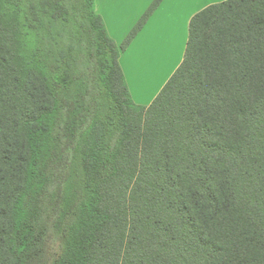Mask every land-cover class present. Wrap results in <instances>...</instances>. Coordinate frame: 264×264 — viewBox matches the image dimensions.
Here are the masks:
<instances>
[{"label":"trees","instance_id":"16d2710c","mask_svg":"<svg viewBox=\"0 0 264 264\" xmlns=\"http://www.w3.org/2000/svg\"><path fill=\"white\" fill-rule=\"evenodd\" d=\"M96 0H0V264H264V0L190 20L136 105Z\"/></svg>","mask_w":264,"mask_h":264},{"label":"crops","instance_id":"0c3cea01","mask_svg":"<svg viewBox=\"0 0 264 264\" xmlns=\"http://www.w3.org/2000/svg\"><path fill=\"white\" fill-rule=\"evenodd\" d=\"M154 0H96L109 36L120 46ZM226 0H162L119 57L132 101L147 107L183 60L191 18Z\"/></svg>","mask_w":264,"mask_h":264},{"label":"rangeland","instance_id":"374dc122","mask_svg":"<svg viewBox=\"0 0 264 264\" xmlns=\"http://www.w3.org/2000/svg\"><path fill=\"white\" fill-rule=\"evenodd\" d=\"M141 106H144V105H141Z\"/></svg>","mask_w":264,"mask_h":264}]
</instances>
